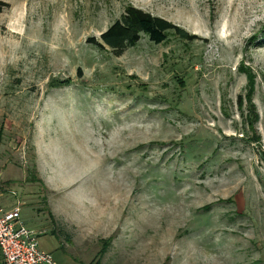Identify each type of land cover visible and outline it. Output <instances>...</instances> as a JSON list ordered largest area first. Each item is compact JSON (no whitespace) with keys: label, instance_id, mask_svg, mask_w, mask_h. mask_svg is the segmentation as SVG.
I'll return each instance as SVG.
<instances>
[{"label":"rangeland","instance_id":"374dc122","mask_svg":"<svg viewBox=\"0 0 264 264\" xmlns=\"http://www.w3.org/2000/svg\"><path fill=\"white\" fill-rule=\"evenodd\" d=\"M0 1V172L40 250L264 264V0ZM129 6L195 38L88 43Z\"/></svg>","mask_w":264,"mask_h":264},{"label":"trees","instance_id":"16d2710c","mask_svg":"<svg viewBox=\"0 0 264 264\" xmlns=\"http://www.w3.org/2000/svg\"><path fill=\"white\" fill-rule=\"evenodd\" d=\"M7 7V4L0 1V14ZM170 32L182 41H191L195 38L164 19L129 6L124 9L119 19L100 35L99 42L90 39L88 43L100 50L108 48L114 56L118 57L123 54L127 46L135 45L141 36H146L151 43L159 45L167 40ZM61 85L57 83L54 87H61Z\"/></svg>","mask_w":264,"mask_h":264},{"label":"built area","instance_id":"2783aa9c","mask_svg":"<svg viewBox=\"0 0 264 264\" xmlns=\"http://www.w3.org/2000/svg\"><path fill=\"white\" fill-rule=\"evenodd\" d=\"M37 234L20 222L19 207H0V256L2 264H56L37 246Z\"/></svg>","mask_w":264,"mask_h":264},{"label":"crops","instance_id":"0c3cea01","mask_svg":"<svg viewBox=\"0 0 264 264\" xmlns=\"http://www.w3.org/2000/svg\"><path fill=\"white\" fill-rule=\"evenodd\" d=\"M3 169L5 170L6 168H3ZM12 169L15 172L10 170L8 172V176L9 177L7 179L3 178L2 172H0V182H1V184H0V207L4 208L6 210H11V209H13L15 207H19L20 222L24 226L27 227L28 226L27 225V221H26L24 215L22 214V210H21V207H23L24 205H28L23 199L24 198L23 197L24 193L27 191L26 190L27 187H23L22 186V183L20 182L21 180L17 181V182H20V184H21L20 188H19L20 193H21L20 197L19 198H16V197L15 198H10V196H6V195H8V191L11 189L12 184L15 182V179H13V178H15L14 176L17 174L16 172L18 170L21 171V169L17 168V167H12ZM18 176H19V174H18ZM22 176H23V171L21 172V179H22ZM4 182H11V184H9V187H7V185H5V184L3 185L2 184ZM27 228H30V227H27ZM30 229L33 230L32 228H30ZM0 264H2L1 256H0Z\"/></svg>","mask_w":264,"mask_h":264}]
</instances>
